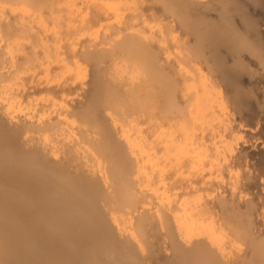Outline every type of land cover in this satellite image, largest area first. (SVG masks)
Returning <instances> with one entry per match:
<instances>
[{"label": "bare ground", "instance_id": "obj_1", "mask_svg": "<svg viewBox=\"0 0 264 264\" xmlns=\"http://www.w3.org/2000/svg\"><path fill=\"white\" fill-rule=\"evenodd\" d=\"M0 264H264V0H0Z\"/></svg>", "mask_w": 264, "mask_h": 264}]
</instances>
